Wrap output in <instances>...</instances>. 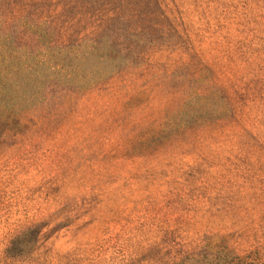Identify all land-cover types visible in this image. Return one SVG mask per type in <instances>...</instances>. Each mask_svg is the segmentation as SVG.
<instances>
[{
	"label": "rangeland",
	"instance_id": "rangeland-1",
	"mask_svg": "<svg viewBox=\"0 0 264 264\" xmlns=\"http://www.w3.org/2000/svg\"><path fill=\"white\" fill-rule=\"evenodd\" d=\"M0 4L15 36L108 25L128 57L86 90L52 82L0 138V264H172L213 234L264 264V0Z\"/></svg>",
	"mask_w": 264,
	"mask_h": 264
},
{
	"label": "trees",
	"instance_id": "trees-1",
	"mask_svg": "<svg viewBox=\"0 0 264 264\" xmlns=\"http://www.w3.org/2000/svg\"><path fill=\"white\" fill-rule=\"evenodd\" d=\"M0 4V138L18 124L25 111L39 105L52 82L86 90L110 78L128 64V57L104 31L91 37L57 43L52 25L46 21H23L29 38L15 36L6 26ZM118 47V48H117ZM220 119L230 116L224 96ZM17 120V121H16ZM31 230V229H30ZM17 235L7 249L8 256L22 258L33 249L35 233ZM34 233V235H33ZM172 264H262L255 263L252 252H232L220 235H209L197 251Z\"/></svg>",
	"mask_w": 264,
	"mask_h": 264
}]
</instances>
